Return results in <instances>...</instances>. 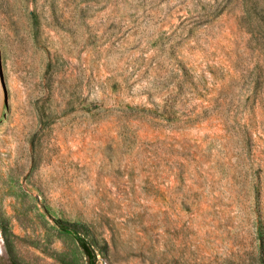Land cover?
Returning a JSON list of instances; mask_svg holds the SVG:
<instances>
[{"label":"rangeland","instance_id":"rangeland-1","mask_svg":"<svg viewBox=\"0 0 264 264\" xmlns=\"http://www.w3.org/2000/svg\"><path fill=\"white\" fill-rule=\"evenodd\" d=\"M0 264H264V0H0Z\"/></svg>","mask_w":264,"mask_h":264},{"label":"water","instance_id":"water-1","mask_svg":"<svg viewBox=\"0 0 264 264\" xmlns=\"http://www.w3.org/2000/svg\"><path fill=\"white\" fill-rule=\"evenodd\" d=\"M6 101H7V90L4 83L2 70H1V63H0V118L3 113V109L6 105Z\"/></svg>","mask_w":264,"mask_h":264},{"label":"trees","instance_id":"trees-1","mask_svg":"<svg viewBox=\"0 0 264 264\" xmlns=\"http://www.w3.org/2000/svg\"><path fill=\"white\" fill-rule=\"evenodd\" d=\"M81 246L85 252V254L87 255L88 257V263L89 264H94V260H95V255L94 253L92 252V250L88 247V245L84 242H81Z\"/></svg>","mask_w":264,"mask_h":264}]
</instances>
